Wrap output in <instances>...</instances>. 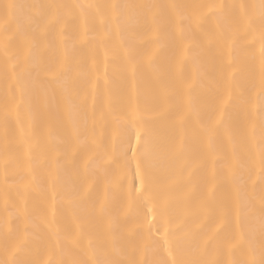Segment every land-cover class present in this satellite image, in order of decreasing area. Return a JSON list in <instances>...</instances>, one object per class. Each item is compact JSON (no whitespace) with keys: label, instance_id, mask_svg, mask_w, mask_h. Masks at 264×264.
<instances>
[{"label":"snow or ice","instance_id":"snow-or-ice-1","mask_svg":"<svg viewBox=\"0 0 264 264\" xmlns=\"http://www.w3.org/2000/svg\"><path fill=\"white\" fill-rule=\"evenodd\" d=\"M238 7L239 12L214 3L0 5L4 18L0 25V51L5 76L10 67L21 97L40 94L45 118L56 120L65 134V163L57 173L75 227L66 226L60 234L66 247L51 264H223L210 255L213 248L216 254L225 248L242 254L228 264H264V120L257 143L255 128L242 125L240 120L237 101H243V94L232 104L228 96L222 95L210 112L203 116L196 113L200 131L189 157L187 141L183 137H169L168 125L161 124L174 114L180 120L184 118V112L171 108L164 111L170 89H161L153 107L155 119L147 120L137 107H124L122 86L117 81L113 84L115 110L109 109L108 116L114 124L113 131L119 133L120 146L110 149L107 140L97 142L94 135L81 140L79 115L86 101L81 97L78 76L87 72L81 69L77 76L72 75L73 65L67 53L75 37L65 39L67 29L60 28L65 10H79L77 18L104 17L105 36L118 37L113 58L131 71L133 81L144 71L153 72L158 81L165 79L173 60L169 53L175 50L182 57L196 48L206 62L209 76L214 78L220 44L231 42L235 46L243 41L248 63L238 69L236 62L229 59L228 77L238 73L244 77L245 87L259 88L264 101V0ZM25 8L35 11L25 12ZM249 8L256 13H250ZM129 19L143 21L142 26L129 31L125 26ZM212 20L215 24L209 26ZM42 46L56 55L40 57L38 51ZM13 47L22 51L10 54ZM187 111H193L191 102H187ZM7 117L6 107L5 122ZM83 125H87L86 114ZM245 128L252 150L246 158L235 152L229 158L225 154L226 144H233ZM30 141L31 137H26L29 148L33 147ZM125 142L127 149L122 146ZM201 144H206L208 153L216 157L212 177V183L218 185L215 191L199 178L204 168ZM71 148L75 150L69 151ZM257 166L258 195L254 179ZM185 172H190L187 178ZM229 188L235 194L231 203L227 195H220ZM256 200L260 208V260L255 258L256 229H249L244 242L233 230V207L236 222L240 223L253 211ZM35 208L37 213L27 217L30 227L23 233L16 227L3 234L4 258L0 264H49L34 258L33 244L27 236L30 231L53 232L56 222L40 210L38 203ZM183 217L188 219L180 223ZM133 218L135 224L125 227ZM72 251L75 256L63 259ZM140 252L143 259L136 258Z\"/></svg>","mask_w":264,"mask_h":264},{"label":"bare ground","instance_id":"bare-ground-1","mask_svg":"<svg viewBox=\"0 0 264 264\" xmlns=\"http://www.w3.org/2000/svg\"><path fill=\"white\" fill-rule=\"evenodd\" d=\"M260 0H0V5L12 3L17 5H52V4H108V5H134V4H222L227 10L239 12V5H255ZM236 6V7H233ZM23 11H35L25 8ZM111 14V9L108 10ZM249 12L256 13L255 9L249 8ZM79 17V10H65L64 22L61 29H67L65 39L72 40L69 46L68 57L73 65V76H77L81 69L86 70L87 75L78 76L79 90L84 102L83 111L80 112L81 140L93 135L97 142L107 140L109 148L120 146L119 133L113 131L114 124L108 116L109 109H114L115 96L113 94L114 82H120L123 90V105L137 107L147 120L155 119L153 107L160 95L161 89H170V97L164 106L167 112L170 108L176 112H184L183 120L178 115H172L161 124L168 125L169 137H183L188 143V156L192 155V148L197 142V133L200 125L196 113L202 116L218 103L220 96H228L229 104L243 94V101H237L240 120L242 125L254 127L259 141V132L262 120H264V101L261 100L259 88L244 86V77L234 73L228 77L230 68L229 59L234 60L235 66L244 68L247 60L243 53V41L235 46L221 43L216 51V73L210 77L206 62L199 57V49L190 50L186 55L180 56L177 51L170 52L173 57L168 76L158 81L151 71L142 72L135 81L132 73L127 70L120 60H114L112 52L118 43V37L108 39L105 36L107 28L104 17L88 16L87 19ZM3 9L0 8V25H3ZM143 21L129 19L126 27L129 31H136L142 26ZM215 21H209V26H214ZM13 27L15 23L13 22ZM191 49V45L189 46ZM258 48V46H257ZM22 51L17 47L10 50V54ZM107 53V57H106ZM38 55L48 59L56 53L44 46L38 51ZM50 78V77H46ZM13 94L15 100L13 101ZM187 102H191L193 111H187ZM8 117L5 122V109ZM228 108V105H225ZM86 114L87 125H83ZM156 127H160L157 125ZM31 137L33 147L29 148L25 142L26 137ZM64 130L56 120L45 118L43 97L40 94H30L21 97L19 90L15 88L11 68L5 76V62L0 51V259H3L2 236L10 229L19 227L21 233L26 227H30L27 217L35 216L38 203L40 210L45 212L50 219L55 220L56 229L53 232L42 230L41 232L30 231L27 239L33 244L34 258L43 262L60 258V250L65 248L62 234L66 226L75 227L71 214L68 211L67 200L61 194V183L58 182L57 169L63 166ZM133 143H135L133 139ZM127 149L128 144L123 143ZM74 148L69 151H74ZM203 156L204 168L199 178L206 180L216 190L218 185L212 183L213 173L216 170V157L209 154L206 144L200 145ZM252 144L248 138L246 128L237 134L233 144H226L225 154L231 158L233 152L242 158H246ZM131 155V153H129ZM59 161V165L57 164ZM192 169L190 171H194ZM184 178L190 175L185 172ZM259 167L257 166L254 179L256 181L257 195L259 193ZM247 191H252L249 183ZM229 203L234 199V192L229 188L227 192ZM255 207L240 222H236L235 209L233 207V230L238 236L247 241L249 229H256V259L259 255V201H254ZM123 219V214L121 216ZM188 218L183 217L180 223ZM135 220L130 219L125 227H132ZM163 232V228H161ZM59 233V234H57ZM159 238V234L157 236ZM59 241V244H57ZM86 243V242H85ZM76 255L75 251L69 252L63 257L70 260ZM212 258L219 259L223 264L228 261L241 258V253L232 249H224L216 254L215 249H210ZM121 258V257H116ZM137 259H143V252L137 253Z\"/></svg>","mask_w":264,"mask_h":264}]
</instances>
